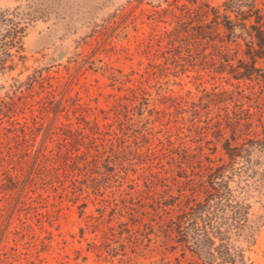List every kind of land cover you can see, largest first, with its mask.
<instances>
[{"label": "rangeland", "instance_id": "1", "mask_svg": "<svg viewBox=\"0 0 264 264\" xmlns=\"http://www.w3.org/2000/svg\"><path fill=\"white\" fill-rule=\"evenodd\" d=\"M251 4L0 0V264H264Z\"/></svg>", "mask_w": 264, "mask_h": 264}, {"label": "trees", "instance_id": "2", "mask_svg": "<svg viewBox=\"0 0 264 264\" xmlns=\"http://www.w3.org/2000/svg\"><path fill=\"white\" fill-rule=\"evenodd\" d=\"M231 4V3H229ZM233 6H228L229 9H231ZM236 11L237 19L238 20H246L249 19L251 16L255 15V22L250 25V29H247V34L250 36L251 40V49H252V56L253 58H264V26L261 23L263 20V16L260 13L259 9H256L254 5H250V8L248 10H234ZM226 28L229 30V32H233V29L237 25L234 21H229L228 24H225ZM246 26V24L244 23ZM228 152H230V156H235L236 154L232 153L229 147H227ZM213 190L207 191V197L205 202H209V198L217 193V189L215 186L212 185ZM205 207L206 204L199 202L196 204L195 207H192V209L196 210L197 208ZM232 264H246L243 259H241L239 262H237V258L234 257L231 259Z\"/></svg>", "mask_w": 264, "mask_h": 264}, {"label": "water", "instance_id": "3", "mask_svg": "<svg viewBox=\"0 0 264 264\" xmlns=\"http://www.w3.org/2000/svg\"><path fill=\"white\" fill-rule=\"evenodd\" d=\"M64 56H66V53H65L64 51H62V52L57 56V58H58L59 60H61V59L64 58Z\"/></svg>", "mask_w": 264, "mask_h": 264}]
</instances>
